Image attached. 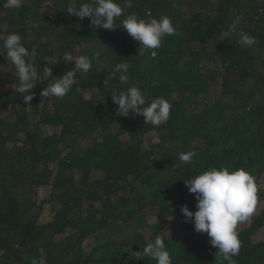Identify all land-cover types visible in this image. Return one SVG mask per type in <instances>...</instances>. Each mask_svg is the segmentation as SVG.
<instances>
[{"label":"trees","instance_id":"obj_1","mask_svg":"<svg viewBox=\"0 0 264 264\" xmlns=\"http://www.w3.org/2000/svg\"><path fill=\"white\" fill-rule=\"evenodd\" d=\"M66 2L25 0L12 10L0 0V23L22 36L41 75L48 65L55 77L73 67L65 52H100L67 95L43 97L49 77L28 105L0 55V264H30L41 247L46 264H156L129 260L124 250L142 251L157 234L174 251L173 264H220L207 233L181 213L197 203L185 179L212 166L251 169L257 178L260 200L238 226L234 260L264 264V0H133L125 16L167 14L178 26L154 57L139 55V42L119 25L123 16L107 30L69 15ZM236 16L256 46L223 35ZM122 61L149 100L171 101L165 124L119 115L111 93L126 86L103 81ZM193 149V163L179 161Z\"/></svg>","mask_w":264,"mask_h":264},{"label":"clouds","instance_id":"obj_2","mask_svg":"<svg viewBox=\"0 0 264 264\" xmlns=\"http://www.w3.org/2000/svg\"><path fill=\"white\" fill-rule=\"evenodd\" d=\"M24 3L25 0H5L3 7L18 10ZM133 6V0H67L65 5L69 15H75L80 20L89 18L91 25L107 30H114L117 27V20L123 16L119 25L139 42V55L144 56L145 53H149L154 57L155 50L161 47L165 37L175 35L178 26L167 14L159 17L149 14L144 18L136 12H130L125 16V9ZM241 19L242 17L236 16L223 35L236 33L241 46L245 48L256 46L257 38L239 28ZM8 28L7 23H0V34L7 33L3 38L0 55L5 56L6 53L7 61L14 66L17 77L15 91L23 96L26 105L35 95L32 89L49 77L51 80L41 90V95L45 98L64 97L71 91L77 73H89L100 56L99 50H94L91 54L79 55L65 52L64 63L74 62L73 67L62 77H55L52 75V67L48 65L43 67L41 75L22 36L15 31L9 32ZM130 67L131 64L127 61L115 63L112 72L103 81L108 87L111 80L118 78L119 85L126 86L111 93L114 104L118 106L117 112L121 116H128L129 113L133 116H143L146 124L154 127L165 124L170 118L173 107L171 101L164 96L149 100L144 91L130 84ZM196 155L193 149L179 153L178 159L188 165L193 163ZM184 183L188 191L195 194L197 203L195 212L187 205H183L182 215L186 221L193 223L197 233H207L210 237V245L217 250L216 257H219L220 264L224 262L236 264L234 257L239 255L242 243L237 231L238 226L250 221L256 213L260 200L261 189L252 170L243 167L212 166L190 179H185ZM126 250L129 260L149 257L156 264H173L174 251L165 243V237L161 234L149 240L142 251L141 249L133 251L130 247L124 251ZM46 258V252L41 247L39 257H33L30 264H46Z\"/></svg>","mask_w":264,"mask_h":264},{"label":"rangeland","instance_id":"obj_3","mask_svg":"<svg viewBox=\"0 0 264 264\" xmlns=\"http://www.w3.org/2000/svg\"><path fill=\"white\" fill-rule=\"evenodd\" d=\"M127 233L125 232V233H119V235L117 236L118 238H126L127 237Z\"/></svg>","mask_w":264,"mask_h":264}]
</instances>
